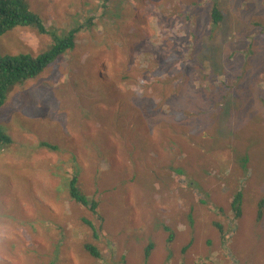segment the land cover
Here are the masks:
<instances>
[{
    "label": "rangeland",
    "instance_id": "374dc122",
    "mask_svg": "<svg viewBox=\"0 0 264 264\" xmlns=\"http://www.w3.org/2000/svg\"><path fill=\"white\" fill-rule=\"evenodd\" d=\"M27 2L49 29H69L90 16L93 25L84 23L72 49L16 85L0 106V127L12 138L0 144V264H264V0ZM213 3L223 15L216 27ZM90 42L101 52L85 48ZM51 45V35L28 26L0 35V54L36 55ZM115 47L148 82L153 103L166 62L176 60L184 75L202 69L207 76L200 90L198 77L179 91L171 81L175 106L167 104L169 91L161 98L177 138L155 133L157 144L145 139L150 146L140 160L131 139L132 152L118 139L111 160L100 152L87 157L78 144L79 133L86 134L100 149L101 124L82 123L91 115L86 80L93 74L102 87L104 70L96 63L119 61ZM121 127L128 129L124 120ZM45 142L59 148L50 151ZM143 164L152 173L142 176ZM74 175L80 190L99 202L94 211L69 196ZM237 192L239 216L230 208Z\"/></svg>",
    "mask_w": 264,
    "mask_h": 264
},
{
    "label": "trees",
    "instance_id": "16d2710c",
    "mask_svg": "<svg viewBox=\"0 0 264 264\" xmlns=\"http://www.w3.org/2000/svg\"><path fill=\"white\" fill-rule=\"evenodd\" d=\"M191 3L194 5L190 7H197L196 3ZM101 6L103 8L106 7L105 4H102ZM94 8L95 6L92 5V10H94ZM81 10H83L84 13L86 12L83 8H81ZM209 13L213 26H218L223 19V15L216 3H213L210 6ZM191 16L192 13H190V17ZM80 18H82V15ZM92 19L93 18L90 16L83 22L79 21V23H76L74 21L72 22L73 26L70 23L71 27L69 29H65L64 27H52L49 29L45 27L43 20L39 17V15L31 9L27 0H0V35L15 27L28 26L31 27V29L33 28L37 35H51L52 38V45L47 50H43L41 53L36 55L27 52L16 54H0V106L7 103V100L13 94V89L16 85L23 84L31 78L33 79L34 76L40 73L45 67L50 65L60 54L72 49L75 45L77 34L81 30L84 31L86 29L84 23L87 24L86 27H91V25H93ZM126 40L128 41V38H126ZM187 40L192 41V38L187 35ZM85 48H88L93 52H101V46L91 42L87 43ZM187 51V55L191 57L193 48H189ZM119 52L120 47H115L113 54L119 57V61H117L115 64L106 65L104 61H99L96 63L104 70L105 76L100 89L96 88L98 81L93 74H91V76L86 80L87 88L90 90L92 89L91 91H87L89 103L86 106L91 115H83L82 123L85 125H93L95 128L101 124V128H97V130H99V132H97L98 138L101 142H97L98 146L100 147L99 150L94 149L96 142L94 141V138L92 139L86 134L79 133L82 138L78 144L79 146L83 147V149H86L87 157L98 156L97 154L100 152L101 156L111 160L112 157L117 155V151L114 150V146L117 142L119 143L118 139L120 140L121 144H126L129 146L126 147L123 145V147L130 150V152H132V147L126 142V140L131 139L136 141L138 143V147L134 149L136 156L146 147L157 144L155 135L157 132H160L158 134L164 135L165 138L168 136L176 139V135L172 134L174 131L170 124L171 117L164 113L163 105L165 104L164 102H166V98L162 99L161 94L163 92L169 91L170 98L167 101L169 102L167 104L170 108H173L175 104L172 103V91L170 90V84L172 80H176V82L173 84V88H176L179 91L182 83L187 82L189 84V80L192 76L193 78L198 77L201 80L200 88H198L200 90L204 83V78H207L206 74H203L202 69L193 73V75H184L183 72L181 73V70L176 69V60L166 62L164 71L166 72L167 77L162 81V83L164 84L165 81H169V83L165 84V87L162 84V87L160 88L161 90H159L155 95L156 101L153 103V96L148 94V92L150 93L147 85L148 82L146 80L142 81L143 79H139L138 72L135 71L133 66L131 67V61L127 60L126 56L124 54H120ZM157 57L160 58L159 55ZM101 62H104L105 64L102 65ZM194 66H198V63H196ZM224 85L226 88L230 87L227 84ZM54 97H56V95ZM140 99H144L143 101L146 103L139 105L137 101ZM109 101H112L110 103H113L110 106L108 105ZM124 102H126L125 105ZM176 102H178V97H176ZM179 107L180 109H183L180 105ZM107 108L108 112L106 113ZM185 110L186 108H184V111ZM111 111L115 112L116 114H121L123 117L113 120L109 118V113ZM185 114L193 115L194 112H186ZM141 115H145L146 119L141 120ZM123 120L127 124V130L121 127V122ZM25 121L27 122V120ZM28 129H25L24 131ZM126 132H130V134L132 133V136L134 137L128 138V134H126ZM119 135L120 138H118ZM145 139H149L150 145L145 141ZM67 140L74 142V138H67ZM96 140L98 139L96 138ZM11 142V134L4 128L0 127V144L8 145ZM42 145L46 146V148L50 149V151H55L57 148H59V145L57 147V145L52 143L45 142ZM58 151L61 154H65L64 149H59ZM137 158L140 160L138 156ZM75 159L76 155L71 157L69 160L74 162ZM142 166V176L148 174L150 170L152 173V169L148 168V164H143ZM98 171L95 173V175H93V181L95 183L97 182V175H99ZM51 173H55V170ZM133 178L134 177L132 176V179ZM238 193L239 192H237L232 198L230 204V208L232 209L235 216L240 215L241 197H239ZM68 194L73 200L87 207L90 211H94V209L99 204V202L94 198L88 197L84 191L80 190L77 185V178L75 175L71 176L68 181ZM262 202L263 200L260 201V205ZM260 214L261 209L259 208L257 213L258 218L260 217ZM84 246V248L91 255L97 256V252L94 250L95 247L93 245L85 244Z\"/></svg>",
    "mask_w": 264,
    "mask_h": 264
}]
</instances>
